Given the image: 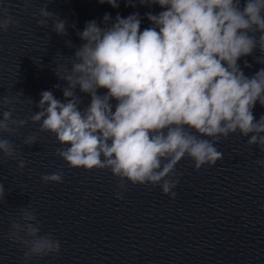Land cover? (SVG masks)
I'll list each match as a JSON object with an SVG mask.
<instances>
[{
  "label": "clouds",
  "instance_id": "9594fccd",
  "mask_svg": "<svg viewBox=\"0 0 264 264\" xmlns=\"http://www.w3.org/2000/svg\"><path fill=\"white\" fill-rule=\"evenodd\" d=\"M113 8L118 0H99ZM128 3L135 6L131 0ZM141 5H159L158 14L146 13L151 27L141 31L139 13L116 16L110 27L95 20L77 35L84 42L71 59V68L60 66L55 74L66 81L64 102L51 91H43L31 115L40 131L55 134V155L70 168L109 169L119 178L117 198L132 185H159L163 194L175 198L179 184L176 166L185 157L196 170L215 165L222 153L215 144L221 137L239 133L249 146L264 152V115H253L257 103L264 106V68L253 76L238 64L259 46L264 52V0H139ZM0 31L19 22L3 9ZM37 25L52 20L53 30L66 35V21L43 7ZM110 14H105L107 24ZM74 27V26H73ZM259 33V36L255 35ZM72 45L71 41L67 42ZM259 62V61H258ZM245 67H250L245 61ZM55 87L59 88L60 85ZM79 87L91 97L80 110ZM98 89H106L98 94ZM116 104L113 110L111 101ZM13 100L0 98L7 108L0 119V133L14 136L28 120L13 118ZM202 137H209L206 139ZM36 143L35 136L23 144ZM66 146V147H63ZM0 153L16 159L11 140L0 136ZM256 163L264 167V159ZM45 183H62L63 171L44 174ZM5 188L0 183V201ZM264 207V206H262ZM8 239L24 246V261L58 254L60 241L41 235V223L31 206L23 207L19 219L11 221Z\"/></svg>",
  "mask_w": 264,
  "mask_h": 264
}]
</instances>
